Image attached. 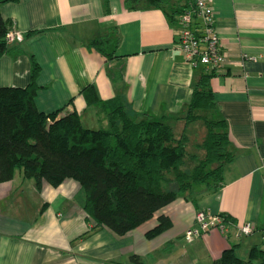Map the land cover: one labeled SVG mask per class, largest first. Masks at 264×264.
<instances>
[{
    "label": "crops",
    "instance_id": "obj_1",
    "mask_svg": "<svg viewBox=\"0 0 264 264\" xmlns=\"http://www.w3.org/2000/svg\"><path fill=\"white\" fill-rule=\"evenodd\" d=\"M192 1L174 4L184 10ZM213 8L226 63L214 72L211 87L235 154L222 186L198 187L193 197L180 196L117 235L95 228L76 180L58 186L43 182L38 188L34 178L15 170L11 180L0 182V264H132V255L144 264H214L232 246L242 259L254 245L264 249V0H213ZM165 9L129 10L124 0L3 3L0 11L9 29L24 39L9 44L0 58V87L29 85L33 56L41 67L35 99L40 111L75 110L84 126L100 128L108 117L89 105L85 89L93 88L100 100L121 98L130 113L176 116L190 102L204 67L191 66L175 47L178 13L170 19ZM32 30L38 31L29 35ZM113 30L118 45L107 60L92 43ZM172 124L184 128L183 120ZM198 210L226 214L235 222L226 233L212 229L188 241L185 231ZM161 214L172 226L147 238ZM244 223L254 230L237 237L236 227Z\"/></svg>",
    "mask_w": 264,
    "mask_h": 264
},
{
    "label": "trees",
    "instance_id": "obj_2",
    "mask_svg": "<svg viewBox=\"0 0 264 264\" xmlns=\"http://www.w3.org/2000/svg\"><path fill=\"white\" fill-rule=\"evenodd\" d=\"M20 0H0L6 2ZM175 0H124L126 9L170 7V19L183 10ZM109 4V0H105ZM9 24L0 11V58L10 51L5 36ZM32 30L29 35H35ZM116 30L93 41L107 60L115 57ZM41 67L32 56L31 82L24 88L0 87V182L13 178L20 169L25 178L58 186L66 179L80 183L85 195L84 209L95 221L125 235L151 219L156 212L180 196L193 197L195 187L218 190L223 173L235 157L231 149L228 121L219 113L211 79L214 71L203 72L195 82L187 106L176 116L130 113L121 98L100 100L93 88L85 89L89 105L107 113L109 128H88L72 110L60 115L36 106L37 79ZM183 120L177 135L172 121ZM200 123L205 129L202 142L195 145L203 155L189 151V128ZM194 162L195 165L190 166ZM227 222L235 220L225 216ZM172 226L161 214L157 225L146 233L153 238ZM132 264H144L130 256ZM214 264H264V249L251 247L247 259L235 246L225 249Z\"/></svg>",
    "mask_w": 264,
    "mask_h": 264
},
{
    "label": "built area",
    "instance_id": "obj_3",
    "mask_svg": "<svg viewBox=\"0 0 264 264\" xmlns=\"http://www.w3.org/2000/svg\"><path fill=\"white\" fill-rule=\"evenodd\" d=\"M179 25L175 47L181 50L186 61L193 67L202 65L205 72L223 68L226 55L222 51L220 35L216 29L213 0H194L177 16ZM23 34L9 29L5 40L8 44L21 42ZM226 214H212L206 210H198L194 216L193 227L185 231V239L192 241L212 229L228 232L233 225L225 220ZM251 223L236 227V236L241 237L253 232Z\"/></svg>",
    "mask_w": 264,
    "mask_h": 264
},
{
    "label": "rangeland",
    "instance_id": "obj_4",
    "mask_svg": "<svg viewBox=\"0 0 264 264\" xmlns=\"http://www.w3.org/2000/svg\"><path fill=\"white\" fill-rule=\"evenodd\" d=\"M100 128H104V129L109 128V122L107 118L106 119L104 118V123L101 124ZM175 131L177 135H179L182 132V124L176 125ZM204 135H205V129L200 123H195L191 126L190 131H189V136H190L189 151L191 153H196L199 156L203 155V151L196 149L195 145L197 143L202 142ZM193 165H195L194 162L190 163V166H193ZM18 170L19 169H16V172ZM198 187H201V186H196L195 188H198Z\"/></svg>",
    "mask_w": 264,
    "mask_h": 264
}]
</instances>
